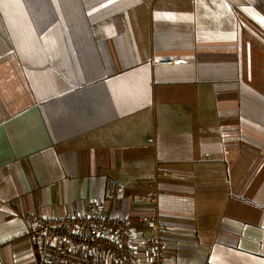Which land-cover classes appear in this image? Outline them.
I'll use <instances>...</instances> for the list:
<instances>
[{
    "label": "crops",
    "instance_id": "crops-1",
    "mask_svg": "<svg viewBox=\"0 0 264 264\" xmlns=\"http://www.w3.org/2000/svg\"><path fill=\"white\" fill-rule=\"evenodd\" d=\"M110 180L169 264H264V0H0V264H46L30 220Z\"/></svg>",
    "mask_w": 264,
    "mask_h": 264
},
{
    "label": "built area",
    "instance_id": "built-area-1",
    "mask_svg": "<svg viewBox=\"0 0 264 264\" xmlns=\"http://www.w3.org/2000/svg\"><path fill=\"white\" fill-rule=\"evenodd\" d=\"M174 60H155L154 65H173ZM163 174L172 176L166 171ZM149 187L136 201L158 206L159 177L135 182ZM105 199H93L86 210L49 219L35 216L30 220L27 236L38 241L40 255L46 264H169L166 256L168 238L160 213L140 218L143 230L152 235L136 233L120 211L106 212V200L126 193L128 185L107 181ZM144 262H139V259Z\"/></svg>",
    "mask_w": 264,
    "mask_h": 264
}]
</instances>
